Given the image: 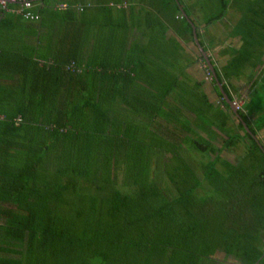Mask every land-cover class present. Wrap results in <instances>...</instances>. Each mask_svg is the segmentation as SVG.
<instances>
[{"label":"trees","instance_id":"16d2710c","mask_svg":"<svg viewBox=\"0 0 264 264\" xmlns=\"http://www.w3.org/2000/svg\"><path fill=\"white\" fill-rule=\"evenodd\" d=\"M135 2L148 6L156 18H168L178 36L193 37L194 25L199 37L197 23L181 0ZM218 2L219 11L206 23L236 9L242 41L221 73L214 68V89L224 113L208 117L213 113H208L212 103L206 95L202 110L192 108L190 101L182 103L204 124L220 119L218 128L224 130L235 113L218 83L231 100L224 79L247 66H263L257 81L264 88V0ZM100 8L104 15L111 9ZM62 20H72L82 31L80 39L40 67L45 78L58 79L59 95L51 99L45 86L38 101L45 106L53 100L58 107L41 115L0 109V264H218L217 250L237 264H262L264 144L257 131L264 129V111L250 126L241 108L236 110L242 138L251 141L246 163L222 159L209 140L193 146L211 155L208 162L185 158L187 149L157 122L173 88L154 87V107L146 97L117 93L116 74L127 75L128 88L136 82L141 63L103 62L99 33L93 38L95 49L86 51L84 25L99 26L100 13L83 11ZM117 99L124 112L116 107ZM167 109L173 118H183L176 104ZM189 124V119L182 124L187 132ZM238 139L228 135L224 146H235Z\"/></svg>","mask_w":264,"mask_h":264},{"label":"crops","instance_id":"0c3cea01","mask_svg":"<svg viewBox=\"0 0 264 264\" xmlns=\"http://www.w3.org/2000/svg\"><path fill=\"white\" fill-rule=\"evenodd\" d=\"M135 1L137 0H107L105 3L98 0H44L37 2L33 7V11L39 15L37 20H27L11 10L4 11L0 16V109L9 113L33 112L41 115L48 111V108L52 110V108L58 107L57 102L56 106L53 105V100H51V104L45 106L38 101L44 96L45 86L50 90L48 96L51 99L59 95L58 86H56L58 79L45 78L40 67L44 63H52V58L58 56L60 50L63 51L69 44H73L76 38L80 39L82 29H77L72 24V20L70 23H65L62 18L68 15L69 19H72L73 16L84 11L88 15L98 12L102 19L100 25L95 28L87 24L84 25L83 32L85 36H88V42L83 40L86 51L91 52L95 49L93 38L96 33H99L100 38L104 40L98 46L103 62H110V64L117 66L129 62L133 64L132 60L141 63L136 79L131 73L136 82L128 85V88L125 83L126 78H128L127 75L123 76L120 73L122 76L119 77L120 74H116L117 85L120 87L117 88V93L121 91L123 96L146 97L145 100L150 101L149 106L154 107L156 104V101L153 100L156 95L155 88L166 89L169 86L173 88L167 96L164 107L160 109L163 116L157 118V122H160L165 129L168 128V123L171 124L174 120L179 121L182 127L183 118L190 120L189 127L191 130L194 127L196 130L204 128L205 124L195 117L182 102L190 101L192 108L202 110L204 106L203 96L205 95L212 103L211 109L208 110L209 114L211 112H216L217 115L224 113L225 107L220 103V95L214 89V75L211 72V81L207 84L201 65L196 61L190 49L189 42L193 37L189 34L178 36L171 28L168 18L163 16L152 17L149 13L151 9L148 6L140 5ZM102 5L110 6V12L106 13L107 15L103 14V9L100 8ZM11 7L13 6L11 5ZM231 9L233 11L231 20L234 25L228 29L225 27V22H229L226 19L227 13L224 18L216 21L220 28L218 27V30L215 31L211 30L213 23L207 24V17L203 14L197 12L192 17L195 22L197 16L204 18L200 24L196 22L199 33V37H197L208 58L210 57V61L213 62V68L218 73L222 72V66L232 58L242 43L235 26L240 13L236 9ZM216 33L219 34L218 37L215 36ZM192 44L198 48L195 41ZM201 60L204 61L203 56ZM262 67L255 70L247 66L238 76L224 79L231 101L242 100L241 110L247 115V123L250 126H253L254 122L260 118L258 116L263 112L260 107L245 109V105L249 101L248 93L257 81V74ZM128 81L130 80L128 79ZM220 94L222 95L221 91ZM172 96L177 97V99ZM216 98L218 99L216 100ZM119 104L120 100L117 99L116 107L120 108L119 111L124 112ZM173 104L181 108L177 112L183 118L175 119L172 117L167 108ZM230 109L232 111L231 107ZM129 114L131 115V113ZM219 120H213L217 128L214 129L212 135L218 139L225 132L226 136L220 145L224 146L228 135H238L242 139L243 133L239 123L241 118L236 115L229 116L224 130L218 128ZM235 120L237 124H234ZM241 125L244 130H249L244 127L243 123ZM257 135L259 138H264V129L258 130ZM219 153L221 156V151ZM221 158L223 159L222 156ZM260 237L264 250V230ZM217 253H222V258H217ZM214 258L218 260V264H237V259L226 255L221 250L216 251ZM262 262L264 264V258Z\"/></svg>","mask_w":264,"mask_h":264},{"label":"rangeland","instance_id":"374dc122","mask_svg":"<svg viewBox=\"0 0 264 264\" xmlns=\"http://www.w3.org/2000/svg\"><path fill=\"white\" fill-rule=\"evenodd\" d=\"M181 1H182L183 5L185 6V9L187 10V12L190 13L189 15L191 17H194V15L197 14V12L203 14L205 17H208V16H211V15H213L219 11L218 0H181ZM227 14H228V17H226V19L229 22H227V23L225 22L226 29L231 28L234 25L232 23V20H231V14H233L232 9H228ZM151 16L154 17L155 13L151 14ZM195 19H196V22L200 24L204 18H199L197 16ZM212 23H213V25H212L211 30L212 31L218 30L219 26L217 25V22L213 21ZM216 34H215V36L218 37L219 34L218 33H216ZM200 37L203 38L202 36H200ZM189 43H190V49L192 50V52L196 58V61L199 62L201 65V69H202V72L204 74L203 75L204 80L208 84L211 81V77L207 72L206 64L203 60L200 59V57H199L200 52H198L199 50H197L198 48L193 46L192 41H190ZM260 83H261V81H256L255 84L253 85L252 89L249 91V93H248L249 94V97H248L249 101L245 105V109L252 108V107L255 109V108L260 107L261 110L264 111V88L261 89V87H259ZM172 97L177 99V97H175V96H172ZM217 99L218 98H216V100ZM257 113H258V111H257ZM215 115H216V112H214L212 115L210 114L208 117H210V118L216 117ZM257 116H258V114H257ZM134 120H136V119H134ZM184 120L185 119L183 118L182 121L184 122ZM234 124H237L236 120H235ZM183 126L184 125H182V127ZM167 127L172 129V135L174 136L176 141H178V144L181 146V148L185 149V151L187 149L186 152H188V155L184 154L182 156L185 158L191 157L195 162H197L201 165L208 162V160L211 158V155L209 153L194 151L193 146L197 141H199L201 144L202 143L204 144V142L207 140L211 141L212 145L218 151H221V156L223 157V159L225 158V160L229 161L230 163H238L240 161H243V157L247 153L248 147L250 146V142H251L249 139H244V138L240 139L239 138L237 141L238 142L241 141V142H239V144H237L236 146H233L232 148L231 147L226 148L225 146L220 145L221 141H223V138H225L226 134L224 132L221 134L220 138H218V139L214 138V135H212V132L214 131L215 128H217V126H215L211 120L206 122L204 128H201V129L198 128L200 131L196 130V128L193 126L194 129H192L190 132H186V129L183 128L184 129L183 130L179 121L176 122V120H174L171 124L168 123ZM260 139H261L262 143L264 144V138L260 137ZM243 162H245V161H243ZM219 168L221 169L220 165H219ZM222 256H223L222 253H219V254L217 253V255H216V257L219 259L222 258Z\"/></svg>","mask_w":264,"mask_h":264},{"label":"built area","instance_id":"2783aa9c","mask_svg":"<svg viewBox=\"0 0 264 264\" xmlns=\"http://www.w3.org/2000/svg\"><path fill=\"white\" fill-rule=\"evenodd\" d=\"M37 2H40V0H0V16L4 11L11 10L12 12L21 15L27 20H37L39 15L33 11V7ZM11 5L13 7H11ZM73 66L74 63L72 62L68 68L72 69ZM233 104L236 109H239L242 106V100L235 99L233 100ZM0 118H3V116L0 115Z\"/></svg>","mask_w":264,"mask_h":264},{"label":"water","instance_id":"95a60500","mask_svg":"<svg viewBox=\"0 0 264 264\" xmlns=\"http://www.w3.org/2000/svg\"><path fill=\"white\" fill-rule=\"evenodd\" d=\"M180 9H181V12L183 14V16L187 17V14L185 13V11L183 10L182 6H180ZM193 39L199 49V51L201 52L202 56H203V59L206 63V65L208 66V68L210 69V71L212 72V74L214 75L215 79H216V76H215V71H214V68H213V65L210 61V59L208 58L207 54L205 53L203 47L201 46L199 40H198V37H197V34H196V30H195V27L193 25ZM218 87L223 95V97L225 98L226 102L230 105V107L232 108V111L235 113V115L237 117H239V114L236 112V108L233 104V102L228 98V95L224 92V90L222 89V85L220 83H218ZM244 127L248 130L247 126H246V123L244 121H242ZM249 131V130H248Z\"/></svg>","mask_w":264,"mask_h":264}]
</instances>
